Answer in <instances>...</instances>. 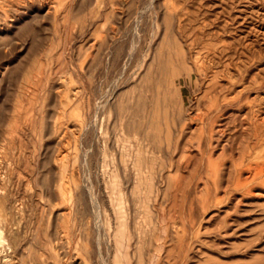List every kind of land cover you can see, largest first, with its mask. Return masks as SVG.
<instances>
[{"label": "rangeland", "instance_id": "1", "mask_svg": "<svg viewBox=\"0 0 264 264\" xmlns=\"http://www.w3.org/2000/svg\"><path fill=\"white\" fill-rule=\"evenodd\" d=\"M0 237V264H264V0H0Z\"/></svg>", "mask_w": 264, "mask_h": 264}, {"label": "bare ground", "instance_id": "2", "mask_svg": "<svg viewBox=\"0 0 264 264\" xmlns=\"http://www.w3.org/2000/svg\"><path fill=\"white\" fill-rule=\"evenodd\" d=\"M160 50V49H159ZM208 60V59H207ZM199 63V62H198ZM162 66V65H161ZM200 67V66H199ZM193 70V69H192ZM203 70V69H202ZM207 71V70H206ZM205 72V71H204ZM208 74V73H207ZM204 77V76H203ZM207 77V76H206ZM215 77V76H214ZM210 95V94H209ZM216 103H217V100L214 102V104L212 103V105L214 106V105H216ZM205 117V116H204ZM206 118V117H205ZM207 119V118H206ZM209 119V118H208ZM207 119V120H208ZM203 120V119H202ZM205 120V119H204ZM210 120H211V118H210ZM198 121V120H197ZM209 121V120H208ZM210 124V123H209ZM199 125V124H198ZM204 125V124H203ZM205 127V126H204ZM209 127V126H208ZM210 128V127H209ZM208 128V129H209ZM215 128V127H214ZM213 128V129H214ZM212 129V128H211ZM202 131H203V129H202ZM209 131H211V130H209ZM204 132V131H203ZM206 133V132H205ZM200 134H202V132L200 131ZM216 135V134H215ZM202 136H203V134H202ZM199 137L201 138V135H199ZM210 139H211V137H210ZM202 142V141H201ZM211 153V152H210ZM11 235H13V234H11ZM14 237V236H13ZM0 239H1V237H0ZM19 248V247H18ZM16 255V254H15Z\"/></svg>", "mask_w": 264, "mask_h": 264}]
</instances>
